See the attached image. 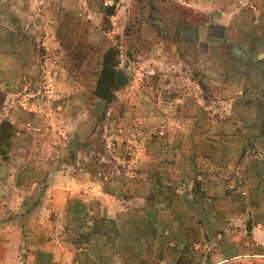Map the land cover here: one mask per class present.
I'll list each match as a JSON object with an SVG mask.
<instances>
[{
  "label": "rangeland",
  "instance_id": "rangeland-1",
  "mask_svg": "<svg viewBox=\"0 0 264 264\" xmlns=\"http://www.w3.org/2000/svg\"><path fill=\"white\" fill-rule=\"evenodd\" d=\"M263 173L264 0H0V229L33 234L17 256L43 227L69 232L62 264H264Z\"/></svg>",
  "mask_w": 264,
  "mask_h": 264
},
{
  "label": "crops",
  "instance_id": "crops-1",
  "mask_svg": "<svg viewBox=\"0 0 264 264\" xmlns=\"http://www.w3.org/2000/svg\"><path fill=\"white\" fill-rule=\"evenodd\" d=\"M178 103H170L173 107L175 106H179L181 107V104H184L183 99H178L177 101ZM20 176L15 175L14 178L19 180ZM264 179V173H263V178ZM220 182L223 183V179H219ZM257 180V179H254ZM263 181V180H262ZM264 182V181H263ZM217 184V182H216ZM220 185V184H219ZM254 185H258L257 182L254 183ZM217 190V189H216ZM67 216L70 218H75L76 214H78V212H75L73 210H70L69 212H66ZM258 225H260V231H262V235L264 237V222L262 223H258ZM17 227V226H16ZM11 227L7 226L5 229H0V249L2 250V252L4 253V259H0V264H62L61 260H59V258H57L56 253L60 252L63 248L62 247H67V242H65L64 240L69 238V232L67 230H65L63 232V235L60 237H57V230L55 229V231H51L47 230L45 231V228L42 227V230L40 228L36 229L35 232L38 233V236L40 234H42V236L44 234H54L55 238H52L49 241H44L42 242V246L40 244L38 245H34L31 246V249H25V248H21L22 251L27 252V254H29L30 256L27 257H22L21 256H17V249H20L19 247V243H18V238L19 235L21 236V240H22V245L24 246L26 244V239L28 240L29 236L33 235L32 232L30 231L27 232L29 236H26L24 232H22V228H19L20 231H18L19 234H17V229L14 231V236L17 234V239L14 240L12 239L11 234H9L11 231ZM71 231V230H70ZM47 232V233H46ZM36 233V235H37ZM32 237V236H31ZM66 245V246H64ZM72 245V242H71ZM73 247V246H72ZM72 247H68L66 248V250H71L73 251ZM30 248V246H29ZM33 249L36 252H32ZM42 250V252H41ZM70 251V252H71ZM71 254V253H70ZM23 256V255H22ZM59 260V261H58Z\"/></svg>",
  "mask_w": 264,
  "mask_h": 264
},
{
  "label": "trees",
  "instance_id": "trees-1",
  "mask_svg": "<svg viewBox=\"0 0 264 264\" xmlns=\"http://www.w3.org/2000/svg\"><path fill=\"white\" fill-rule=\"evenodd\" d=\"M114 51L109 49L105 52L103 58V66L98 78L94 93L96 96L102 98L107 103L111 102L114 98V77H115V64L113 63Z\"/></svg>",
  "mask_w": 264,
  "mask_h": 264
}]
</instances>
